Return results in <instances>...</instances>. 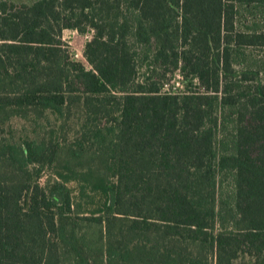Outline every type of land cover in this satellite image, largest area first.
I'll return each mask as SVG.
<instances>
[{
    "label": "trees",
    "instance_id": "1",
    "mask_svg": "<svg viewBox=\"0 0 264 264\" xmlns=\"http://www.w3.org/2000/svg\"><path fill=\"white\" fill-rule=\"evenodd\" d=\"M261 7L0 0V264H264V82L237 67ZM176 72L203 91L164 92Z\"/></svg>",
    "mask_w": 264,
    "mask_h": 264
},
{
    "label": "rangeland",
    "instance_id": "2",
    "mask_svg": "<svg viewBox=\"0 0 264 264\" xmlns=\"http://www.w3.org/2000/svg\"><path fill=\"white\" fill-rule=\"evenodd\" d=\"M17 3H27L30 0H15ZM250 12H255V14H251ZM240 23L239 27L242 30H248V27L253 24V22H259L261 28L264 29V9L261 8H242L240 10ZM92 32L89 31L87 33L81 34L75 30H65L63 33V40L67 45V49L70 52V55L73 60L83 63L85 66L89 67L85 57L84 51L86 44L92 39ZM237 67L239 70L243 69H251L254 72H258L259 76L256 77V81L260 80L264 82V47L263 46H246L241 49L240 55L237 58ZM166 82V87L164 88V92H172L175 94H184L188 92H202L203 89H200L199 86L194 84L193 86H189L183 82V77L179 72H176L174 75L169 77ZM49 120H40V121H27L20 117L12 118L9 123L10 130L6 129L4 135L7 137L9 132H13L17 137L21 135H34L36 132H43L47 130L57 129L60 125V122L56 120L55 117L49 116ZM73 119V124H74ZM68 124V123H67ZM66 124V131H64V135L68 134ZM46 128V129H45ZM232 129V123L227 124V132ZM61 138H64L62 135ZM50 173H46L42 178V183L45 184L51 175ZM75 188L74 185H72ZM224 190L229 188V182H225L223 184Z\"/></svg>",
    "mask_w": 264,
    "mask_h": 264
}]
</instances>
